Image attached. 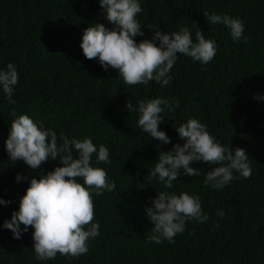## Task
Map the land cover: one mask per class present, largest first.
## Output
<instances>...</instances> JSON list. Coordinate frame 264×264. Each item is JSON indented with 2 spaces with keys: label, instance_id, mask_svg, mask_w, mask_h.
I'll return each mask as SVG.
<instances>
[{
  "label": "trees",
  "instance_id": "1",
  "mask_svg": "<svg viewBox=\"0 0 264 264\" xmlns=\"http://www.w3.org/2000/svg\"><path fill=\"white\" fill-rule=\"evenodd\" d=\"M139 3L144 36L135 37L137 42L152 37L148 26L169 34L187 27L195 40L197 25L215 43L214 58L202 65L177 54L167 87L155 81L126 85L116 69L105 71L80 47L90 24L112 27L99 0H0V69L11 62L18 72L14 104L0 89V198L9 202L0 204V264H264V0ZM204 13L241 19V39L234 40L223 24H209ZM156 97L179 101V107L162 113L159 128L170 138L168 144L148 136L138 125L139 113L125 108L126 102L135 106ZM13 111L69 139L90 137L97 149L108 148L110 163L98 162L95 153L91 163L107 172L115 189L99 196L91 190L100 235L89 239L86 254L40 261L31 226L20 239L3 227L18 210L30 179L61 164L49 159L31 169L9 160L5 140L16 118ZM189 118L205 124L221 145L243 148L252 174L243 178L234 172L236 179L213 189L205 176L215 165L193 162L190 166L202 174L181 173L168 191L198 196L208 220H188L171 243H146L152 224L145 207L165 190L158 178L149 179L150 173L161 152L183 143L175 128Z\"/></svg>",
  "mask_w": 264,
  "mask_h": 264
},
{
  "label": "clouds",
  "instance_id": "2",
  "mask_svg": "<svg viewBox=\"0 0 264 264\" xmlns=\"http://www.w3.org/2000/svg\"><path fill=\"white\" fill-rule=\"evenodd\" d=\"M99 4L112 27L90 24L83 31L80 47L85 58L98 60L105 71L109 67L116 69L126 85H148L149 81H155L167 87L177 54L202 65L208 64L216 54L215 43L206 39L197 25L195 40L187 27L169 34L153 31L152 26H148L152 37L137 42L135 37L144 36L137 20L142 10L139 0H99ZM204 15L209 24H223L230 29L234 40L241 39L244 31L241 19L227 14ZM17 83L18 72L9 62L6 69H0V89L9 104L15 103L12 97ZM174 107H179L178 100L162 97L140 100L135 106L130 101L125 104L129 112L139 113V127L163 144L171 141L159 128L165 118L162 113L171 112ZM12 115L16 113L13 111ZM175 130L183 143L173 144L170 151L161 152L149 176L150 180L158 178L165 190L158 191V195L151 198V206L145 207V215L152 224V234L146 238V243L160 244L163 240L171 243L177 234L185 231L188 220L199 223L208 220L198 196L168 191L181 173L189 177L202 174L199 168L190 166L193 162L215 165L205 176V184L213 189H222L236 179L234 172L243 178H250L252 174L245 150L221 145L198 119L189 118ZM5 149L9 160L23 161L31 169L39 168L49 159H58L61 164L52 171L41 172L39 179H30L18 210L11 213L3 227L11 230L15 239H20L31 226L34 253L40 261L52 260L57 254L71 257L86 254L89 239L100 235V225L93 222L91 190L99 196L104 190L115 189V182H109L107 172L91 163L94 153L98 162L110 163L108 148L100 145L97 149L90 137L69 139L45 128L42 121L34 122L28 115L20 114L10 123ZM15 179L20 181L22 177L17 173ZM7 203L0 198V204ZM224 214L222 210L217 212L221 217Z\"/></svg>",
  "mask_w": 264,
  "mask_h": 264
}]
</instances>
